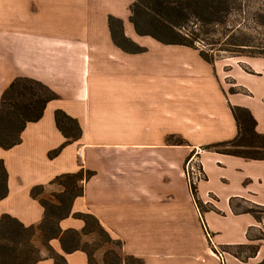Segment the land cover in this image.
Returning <instances> with one entry per match:
<instances>
[{
	"label": "crops",
	"instance_id": "obj_1",
	"mask_svg": "<svg viewBox=\"0 0 264 264\" xmlns=\"http://www.w3.org/2000/svg\"><path fill=\"white\" fill-rule=\"evenodd\" d=\"M29 1L0 0V98L17 76L39 80L57 97L25 124L17 144L0 147L7 172L0 216L34 227L35 264H55V255L61 264H90L82 247L64 250L60 236L45 239L39 228V197L63 190L55 176L82 168L92 174L79 180L82 193L58 220L61 231L75 230L80 244L91 242L92 232L76 216L87 213L120 242V253L142 264H219L206 255L203 228L180 178L187 143L173 145L171 138L190 145L232 139V106L247 108L256 132L264 133V73L243 74L240 83L249 91L227 94L198 50L138 35L129 21L132 0H39V8ZM108 16L121 19L125 36L145 50L118 47ZM56 109L77 120L81 135L50 157L65 140ZM205 164L202 188L217 192L224 206L232 209L238 197L264 206V159L218 152ZM37 185L43 191L32 196ZM203 214L214 238L236 232L228 215ZM249 218L243 219L251 227ZM104 251L95 250L94 264H104Z\"/></svg>",
	"mask_w": 264,
	"mask_h": 264
},
{
	"label": "trees",
	"instance_id": "obj_2",
	"mask_svg": "<svg viewBox=\"0 0 264 264\" xmlns=\"http://www.w3.org/2000/svg\"><path fill=\"white\" fill-rule=\"evenodd\" d=\"M251 0H132L129 6L131 22L138 35H147L164 44L185 45L198 50L199 55L213 64L214 46L219 49L240 55L244 49L252 47L249 35L238 33L235 20L231 15L248 6ZM258 12V10H257ZM252 12L250 18L264 29V12ZM231 23V24H229ZM108 25L113 42L127 52H141L144 47L126 37L123 32L122 20L108 16ZM216 29H213L215 28ZM217 27H222L218 31ZM217 36H214V35ZM247 39H250L248 41ZM198 43L208 44L207 49L200 48ZM264 53V52H262ZM57 97L51 89L39 80L17 76L4 89L0 98V147L9 148L20 141V132L28 121H35L42 115L46 103ZM237 134L229 140L218 141L213 145L223 147L222 153L238 155L251 159H264V133L255 130V119L247 108L231 107ZM54 118L57 128L65 140L61 145L50 151L49 156L56 155L61 148L78 139L81 128L77 120L61 109H56ZM229 146L244 147L246 150H230ZM92 174L90 170L80 169L74 173H62L52 180L63 187L62 191L53 192V200L39 197L44 207V217L39 228L45 239L60 236L64 250L70 251L77 247L87 253L90 264L92 254L79 243L78 232L72 229L61 231L58 220L69 215L72 200L81 195L83 186L80 179H87ZM43 186L31 188V195L42 193ZM7 194V172L0 161V199ZM85 221L83 231L92 232L90 226L97 228L100 234L112 240L107 231L91 214H76ZM33 226H25L17 218L8 213L0 216V264H35L39 256L31 236ZM120 246V242L117 240ZM120 248V247H119ZM107 250L103 253L104 264H142L140 258L128 254ZM111 258H109V257ZM55 264H61L63 257L55 255ZM127 262V263H126Z\"/></svg>",
	"mask_w": 264,
	"mask_h": 264
},
{
	"label": "rangeland",
	"instance_id": "obj_3",
	"mask_svg": "<svg viewBox=\"0 0 264 264\" xmlns=\"http://www.w3.org/2000/svg\"><path fill=\"white\" fill-rule=\"evenodd\" d=\"M29 2L34 7L37 4L39 8V0L38 2L37 0ZM252 12L263 13L264 0H251L247 7L230 17L231 22L235 20L238 33L251 36L252 42L250 45L252 47L244 49L240 52L242 53L240 55H234L235 53L221 50L218 44L212 49L214 52L213 64L216 69L217 78L220 85L225 88L227 94L249 91L248 86L243 87L242 82L240 83L243 74L264 73V53H262L264 52V29L256 24L255 20L250 18ZM213 29H216V27ZM217 29L220 31L222 27H217ZM214 36L217 35L215 34ZM247 40L250 41V39ZM198 46L207 49L208 44L203 45L202 43H198ZM171 140L173 145H175L174 143H187L185 147H187L188 153L183 157L179 174L187 189L194 212L197 214L203 228V239L204 243L207 244L205 245L206 255L215 259L219 264H264V206L249 200H241L238 197V199L233 201L234 205L231 209L229 206L227 207L220 203V196L217 192L210 188H202V185L209 178L205 164L206 159H211L215 153H222L223 147L213 145L217 141L190 145L189 140L178 137H172ZM227 149L246 150L244 147L235 146H229ZM173 157L176 158L174 152ZM189 183H191V186ZM51 196L48 199L53 200ZM205 211H211L212 214L219 218L228 215L231 219L227 222L232 223L236 232L232 235L226 233L220 234L214 238V233L208 228L207 220L203 214ZM240 211L248 212L250 215L235 213ZM248 216H251V218ZM243 218L252 219L250 222H252L253 226L249 227L246 225ZM90 228L93 229L92 237L94 239L91 242L85 241L82 245L91 254L97 249L107 250L110 252V257L113 256L112 252L120 253V246L117 244L116 239L111 236L112 240L108 239L105 235L100 234L97 228L92 225ZM226 240H230L231 243H225ZM94 262L95 257H92V263L94 264ZM128 264H135V262L128 261Z\"/></svg>",
	"mask_w": 264,
	"mask_h": 264
},
{
	"label": "built area",
	"instance_id": "obj_4",
	"mask_svg": "<svg viewBox=\"0 0 264 264\" xmlns=\"http://www.w3.org/2000/svg\"><path fill=\"white\" fill-rule=\"evenodd\" d=\"M190 184V186H191V183H189Z\"/></svg>",
	"mask_w": 264,
	"mask_h": 264
}]
</instances>
